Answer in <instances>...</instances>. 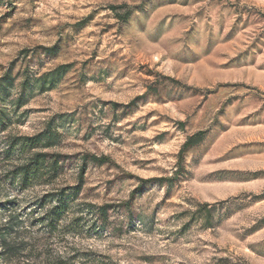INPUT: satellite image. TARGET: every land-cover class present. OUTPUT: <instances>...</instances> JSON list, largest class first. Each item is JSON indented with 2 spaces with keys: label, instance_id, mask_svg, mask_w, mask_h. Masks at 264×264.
<instances>
[{
  "label": "rangeland",
  "instance_id": "obj_1",
  "mask_svg": "<svg viewBox=\"0 0 264 264\" xmlns=\"http://www.w3.org/2000/svg\"><path fill=\"white\" fill-rule=\"evenodd\" d=\"M0 108V264H264V0H0Z\"/></svg>",
  "mask_w": 264,
  "mask_h": 264
},
{
  "label": "trees",
  "instance_id": "obj_2",
  "mask_svg": "<svg viewBox=\"0 0 264 264\" xmlns=\"http://www.w3.org/2000/svg\"><path fill=\"white\" fill-rule=\"evenodd\" d=\"M60 70L56 69L55 72H52V74L46 75L44 79L41 80L40 86L46 87L47 86H53L54 81L59 78ZM48 76H50L48 78ZM5 82L3 84L4 88L6 89L9 85H11L12 80H10V76H7L5 79H3ZM28 85L27 81L23 82L22 85V91L24 88ZM22 95V94H21ZM22 101V96L17 99V102ZM5 112L1 110L0 108V123L3 121ZM201 138V133L194 134L187 138V140L184 142L182 146V152L184 149L188 148L189 146H192L196 143V141H199ZM54 139V134L50 128H46L41 133H38L31 137H22V138H14L9 148H18L20 151H32L34 152L30 153V156L25 161L23 165H21L16 173L15 177L16 181L19 185H29V183H32L35 180L38 179H50L55 176H57L61 172L62 164L66 161L64 160L63 156L61 154H48L46 152H42L41 149L44 147H47L50 145V142H52ZM37 149V150H36ZM104 162L101 158H98L96 156H82L81 162L78 165V185L74 188H62L58 190V192L55 194H51L50 197H52L56 202L54 206L51 208V212L57 213L61 212L63 209H66L68 206V200L77 194L80 188V183L82 182V177L84 172L86 171L87 162ZM160 179V178H159ZM45 180V181H47ZM48 182V181H47ZM109 205L103 204L97 207L98 215L100 216L101 224L105 223L108 217V210ZM62 209V210H61ZM52 219L49 220L51 222ZM52 225V224H51Z\"/></svg>",
  "mask_w": 264,
  "mask_h": 264
}]
</instances>
